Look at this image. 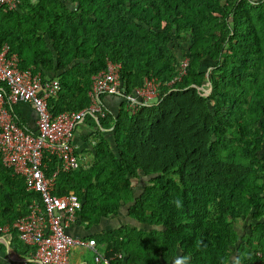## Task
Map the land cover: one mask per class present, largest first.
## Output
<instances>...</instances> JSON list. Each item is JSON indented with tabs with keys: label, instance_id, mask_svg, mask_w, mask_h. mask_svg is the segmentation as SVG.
Listing matches in <instances>:
<instances>
[{
	"label": "trees",
	"instance_id": "obj_1",
	"mask_svg": "<svg viewBox=\"0 0 264 264\" xmlns=\"http://www.w3.org/2000/svg\"><path fill=\"white\" fill-rule=\"evenodd\" d=\"M0 42L20 68L56 78L58 92L47 99L52 114L88 104L90 76L106 60L119 63L129 92L143 75L169 79L186 57L185 74L172 89L162 87L155 104L129 113L118 97L113 112L104 96L116 95H99L104 115L83 120L90 131L82 135L98 132L92 159L58 173L56 192L76 194L74 224L84 228L117 216L123 205L140 225L86 236L110 264L178 257L184 264H248L256 251L264 256V0H19L16 9L0 7ZM204 82L209 91L201 94ZM107 129L111 143L100 134ZM43 161L50 172L55 162ZM143 176L149 182L134 196L131 178ZM34 197L0 163V224L24 214ZM246 215L254 222L238 236L232 222ZM10 234L18 255L32 250Z\"/></svg>",
	"mask_w": 264,
	"mask_h": 264
},
{
	"label": "built area",
	"instance_id": "obj_2",
	"mask_svg": "<svg viewBox=\"0 0 264 264\" xmlns=\"http://www.w3.org/2000/svg\"><path fill=\"white\" fill-rule=\"evenodd\" d=\"M18 4L19 0H0V7L9 10L16 9ZM187 63V58L182 56L177 59L175 72L169 79L143 75L141 83L126 92L118 77L119 63L106 60L104 68L90 76L88 104L77 110L52 114L47 99L58 89L56 78L42 79L32 67L20 68L16 53L10 52L5 42H0V163L22 178L26 190L36 193L27 203L24 214L10 223L0 224V235L14 230L19 241L32 247L27 255L16 258L18 264H70L69 252L75 245L91 251V264H110V257L97 249L93 238L68 232L80 202L72 191L56 192V176L84 166L74 131L85 116L96 122L97 117L104 115L99 99L101 93L120 97L125 110L135 112L141 105L155 104L162 87L172 89L185 74ZM198 89L206 94L208 82ZM17 103L28 104L34 112L33 132L15 121L10 106ZM49 158L55 165L46 173L48 165L43 159ZM254 255V260L248 264H264L260 251ZM114 256L119 257V254Z\"/></svg>",
	"mask_w": 264,
	"mask_h": 264
},
{
	"label": "rangeland",
	"instance_id": "obj_3",
	"mask_svg": "<svg viewBox=\"0 0 264 264\" xmlns=\"http://www.w3.org/2000/svg\"><path fill=\"white\" fill-rule=\"evenodd\" d=\"M179 45L180 47H184L187 45V38H181ZM178 49V46L175 47ZM177 49H173L174 51H177ZM123 104V103H122ZM123 109L125 110V105L123 106ZM129 113H133L130 112ZM111 129H107L105 131H102L100 134L102 135V137L104 139H106V141H108L109 143H111ZM98 135V132H94L93 134H88V135H82L80 137V141L81 143L85 146L83 147L80 143V141L78 140L80 146H79V151H82L83 153V157H82V163L85 165H88L92 159L91 156V144L95 142L96 140V136ZM88 138V140H87ZM79 139V138H78ZM84 148V149H82ZM149 182V177L148 176H143L140 178H131V189L133 192V195L136 196L142 189L143 185H145L146 183ZM124 205L122 207L119 208V212L117 214V216H113V217H107V218H103L102 220H100L99 222L101 223L100 226V230L101 229H107L113 226H117L119 224H128V225H136V226H140L137 224V222L131 220L129 217L126 216V213L124 211ZM98 222V223H99ZM248 222L252 223L254 222V219L250 218L249 215H246L244 217H239L236 218L235 220H233L232 225L233 228L236 230V232L238 233V236L241 234L247 235L249 233V229H248ZM143 226V225H141ZM152 226H145L146 229L151 228ZM70 257H69V261L72 262V264H76L79 261H85V262H89V263H93L92 261V253L89 249L85 248V247H81V246H73L70 249ZM180 254V252H178ZM178 254V256H179ZM181 255V254H180ZM181 259V260H180ZM176 261L175 259L172 260ZM180 263H178V262ZM177 264H184L185 259L183 260L181 257H178L177 259ZM170 264H173V263Z\"/></svg>",
	"mask_w": 264,
	"mask_h": 264
},
{
	"label": "crops",
	"instance_id": "obj_4",
	"mask_svg": "<svg viewBox=\"0 0 264 264\" xmlns=\"http://www.w3.org/2000/svg\"><path fill=\"white\" fill-rule=\"evenodd\" d=\"M47 74L48 73H45V76H48ZM104 97H105V104L104 105L107 106V108L109 110L115 112L116 109L119 108V106H120L119 98L116 96H113V97L104 96ZM14 107L16 109V115H17V117H19L20 121L26 127L33 129L34 112L32 111L31 107L26 103H17V104H14ZM89 131H90V128H88L84 123L79 124L76 127V129L74 131V136H75V142L78 146H80L78 140L80 141V137L82 136V133L83 132L88 133ZM86 135H88V134H86ZM87 140H88V138H87ZM80 143H81V141H80ZM81 145L83 147H85L82 143H81ZM82 149H84V148H82ZM82 153H83L82 151H79L81 158L83 157ZM263 154H264V151H263ZM81 161H82V159H81ZM100 222L95 224V225H92L88 228H84L82 226V224H74V222H73L67 230L70 234H72L74 236H80V237H84V238H92V237H86V236L90 233L100 231V228H101ZM248 225H249V222H248ZM15 237H16V235H15ZM94 242H95V240H94ZM99 246L100 245L96 244L97 249H99ZM70 255H71V253L69 252V257H70ZM20 256L21 255H18L14 251V244H13V240H12V236H11L10 232L7 234L0 235V264H18L16 258H19ZM176 261H173L172 263L177 264L178 261L177 262ZM69 263L72 264L71 261H69ZM81 263L89 264V262H85L83 260L77 262L76 264H81ZM178 263H180V262H178Z\"/></svg>",
	"mask_w": 264,
	"mask_h": 264
},
{
	"label": "bare ground",
	"instance_id": "obj_5",
	"mask_svg": "<svg viewBox=\"0 0 264 264\" xmlns=\"http://www.w3.org/2000/svg\"><path fill=\"white\" fill-rule=\"evenodd\" d=\"M58 92V91H57ZM51 98V97H50ZM53 169V168H52Z\"/></svg>",
	"mask_w": 264,
	"mask_h": 264
}]
</instances>
